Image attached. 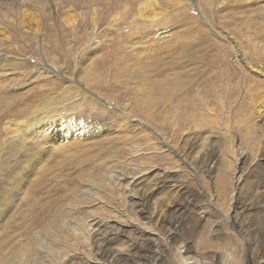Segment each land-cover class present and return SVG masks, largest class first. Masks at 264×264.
Here are the masks:
<instances>
[{"label": "rangeland", "instance_id": "rangeland-1", "mask_svg": "<svg viewBox=\"0 0 264 264\" xmlns=\"http://www.w3.org/2000/svg\"><path fill=\"white\" fill-rule=\"evenodd\" d=\"M263 8L0 0V153L65 102L108 132L36 168L3 153L0 264H264Z\"/></svg>", "mask_w": 264, "mask_h": 264}, {"label": "bare ground", "instance_id": "bare-ground-1", "mask_svg": "<svg viewBox=\"0 0 264 264\" xmlns=\"http://www.w3.org/2000/svg\"><path fill=\"white\" fill-rule=\"evenodd\" d=\"M260 1L264 4V0ZM262 12L264 13V8ZM238 53L239 52H237L236 57H240ZM241 61L243 62L244 58H242ZM246 66H250L249 63H246ZM181 67L182 64L180 66L175 64L171 66V73L175 79L177 78L178 68ZM263 103L264 101L260 100V106L263 108L262 112H264ZM75 110L76 107L74 103L65 102L58 108H49L42 113H31V115L23 121L7 122L5 130L11 131L12 129H16V131L11 134V137L8 138L3 145L0 158H2L3 153H5L8 154L11 160L19 161H14L17 169H27L31 165L30 162H32L34 168H36L44 163L47 156H50L54 151H69L72 148H78L82 142L89 140H92L94 144L100 145L102 143V134L108 133L106 130L107 128L105 127L104 130H101L102 128L97 130L88 127V125L84 123L83 118L78 119L79 115L76 114ZM13 173H15V170L6 177V180H10ZM14 193L21 199L25 191L22 186L17 185ZM6 199L8 202L5 203V206L10 207L12 210H16L18 201L12 199L10 196L6 197ZM1 216L2 214H0V217ZM108 248L104 249L105 253L110 252ZM183 261H185V264H198L200 262L198 259L188 256H183ZM200 264L202 263L200 262Z\"/></svg>", "mask_w": 264, "mask_h": 264}]
</instances>
